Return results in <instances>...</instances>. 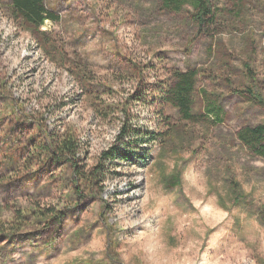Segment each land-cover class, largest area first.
<instances>
[{
    "label": "rangeland",
    "instance_id": "obj_1",
    "mask_svg": "<svg viewBox=\"0 0 264 264\" xmlns=\"http://www.w3.org/2000/svg\"><path fill=\"white\" fill-rule=\"evenodd\" d=\"M207 2L213 20L198 27L190 7L161 0H44L57 20L35 30L0 0V222L19 206L73 199L71 169L42 166L35 152L42 131L71 130L87 168L124 148L120 111L141 139L126 147L129 160L102 161L101 192L59 238L34 247L31 225L0 243V264H264V161L235 138L264 124V106L236 94L255 78L264 103V0ZM71 63L94 82L80 86ZM188 66L205 75L198 88L219 95L223 122L186 123L153 97ZM98 105L110 106L106 121Z\"/></svg>",
    "mask_w": 264,
    "mask_h": 264
},
{
    "label": "trees",
    "instance_id": "obj_2",
    "mask_svg": "<svg viewBox=\"0 0 264 264\" xmlns=\"http://www.w3.org/2000/svg\"><path fill=\"white\" fill-rule=\"evenodd\" d=\"M161 3L163 8H168L175 12L181 11L184 6L190 7L192 10L191 20L198 27L204 26V24H208L213 20V13L207 0H161ZM11 9L16 18L21 19L35 30H38L46 20H57L56 15L45 8L44 0H11ZM39 33L42 34V32ZM51 45V41L47 40L44 44V49ZM52 47L48 50H51ZM71 64H76L70 72L80 86L94 82L93 78L90 79L88 77L87 66L80 64L79 66L77 63ZM127 70L134 71L135 67L128 63ZM203 76L205 75L201 69L192 66H188L184 70H170L167 74L165 86L153 92L152 95L164 106L175 108L179 118L186 123L217 125L223 122L225 112L220 104V97L216 92L198 88V80ZM248 81L250 85L243 90L237 91V96L252 105L263 107V99L260 96L255 78H250ZM196 103L198 108L195 107ZM109 109V105L95 106V116H98L102 121H106L111 114L108 112ZM118 116L121 118L119 120L121 123L116 139L119 142H126H124V148L118 150L117 147L113 146L103 152L101 162L91 168H87L80 163L78 154L79 143L71 130H64L60 134L53 136H47L42 131L43 140L36 144L35 152L39 156L42 166H44L45 162H52L58 167V170L63 168L64 165L71 169L70 183L73 199L66 196L65 201L61 202L47 204L32 202L29 204V208L21 206L14 208V216L9 221L0 222V243L2 244V249H5L9 243L13 242V236L23 230H27L31 225L36 226V228L23 232L24 237L31 241L34 247L47 248L49 242L59 238L63 223L68 216L81 210L80 203L82 200L88 199L90 201L95 198L96 188L101 192V185L106 178L105 173L108 172L106 171L107 169L102 168V161L108 160L112 163L114 158L129 160L130 154L126 153V147L130 145L132 140L141 139L137 135V128L129 126L127 115L124 111H120ZM235 138L254 157L264 161V124L240 127L235 132ZM68 203L69 205H67ZM259 218L264 222V207L261 209ZM49 230H53L55 233L51 237L52 239L47 240L48 236L46 234Z\"/></svg>",
    "mask_w": 264,
    "mask_h": 264
}]
</instances>
